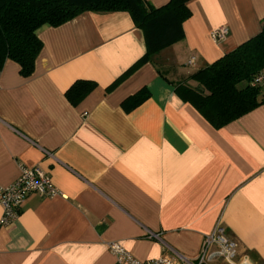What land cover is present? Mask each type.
Instances as JSON below:
<instances>
[{"label": "crops", "instance_id": "obj_1", "mask_svg": "<svg viewBox=\"0 0 264 264\" xmlns=\"http://www.w3.org/2000/svg\"><path fill=\"white\" fill-rule=\"evenodd\" d=\"M187 6L183 38L159 52L158 65L128 73L145 42L124 11L38 29L30 77L4 63L0 186L38 167L59 194H29L17 219L0 226V264H113L110 242L141 261L195 259L218 221L237 245L235 262L264 264V103L216 129L175 90L260 32L264 0ZM221 26L228 35L215 42ZM77 80L96 85L72 105L65 92ZM138 92L145 98L126 110Z\"/></svg>", "mask_w": 264, "mask_h": 264}, {"label": "trees", "instance_id": "obj_2", "mask_svg": "<svg viewBox=\"0 0 264 264\" xmlns=\"http://www.w3.org/2000/svg\"><path fill=\"white\" fill-rule=\"evenodd\" d=\"M189 1L168 0L156 8L146 0H0V70L10 60L18 64L24 78L30 77L42 49L37 30L58 27L87 11L127 12L143 32L145 53L128 73L145 62L158 65L159 52L183 38L182 23L191 13ZM260 76L262 82L255 83ZM95 85L90 80H77L65 96L76 105ZM175 90L216 129L263 104L264 21L258 34L189 75ZM144 98L138 92L130 97L132 105L124 108L131 109Z\"/></svg>", "mask_w": 264, "mask_h": 264}, {"label": "built area", "instance_id": "obj_3", "mask_svg": "<svg viewBox=\"0 0 264 264\" xmlns=\"http://www.w3.org/2000/svg\"><path fill=\"white\" fill-rule=\"evenodd\" d=\"M228 35L226 26L218 27L211 33L215 42L224 39ZM192 62V59L189 63ZM263 77H257L255 83H261ZM32 193L41 197L52 198L59 194L58 189L52 183L50 176L38 167H21L19 176L12 183L0 186V207L2 214L0 226H8L13 223L20 212L24 199ZM150 237L158 239V234L149 233ZM108 249L114 257L113 264H208V262L219 259L230 264H251L247 257H242L235 262L237 256V245L226 234L220 221L213 230L207 234L195 259H186L179 254L176 258L162 255L155 259L137 260L116 242L108 243Z\"/></svg>", "mask_w": 264, "mask_h": 264}]
</instances>
